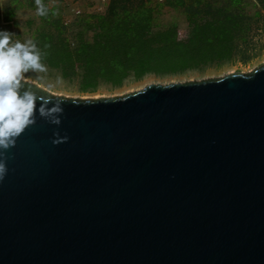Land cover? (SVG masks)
Segmentation results:
<instances>
[{"label": "water", "instance_id": "obj_1", "mask_svg": "<svg viewBox=\"0 0 264 264\" xmlns=\"http://www.w3.org/2000/svg\"><path fill=\"white\" fill-rule=\"evenodd\" d=\"M32 91L33 123L0 148V264H264V66L114 98Z\"/></svg>", "mask_w": 264, "mask_h": 264}, {"label": "trees", "instance_id": "obj_2", "mask_svg": "<svg viewBox=\"0 0 264 264\" xmlns=\"http://www.w3.org/2000/svg\"><path fill=\"white\" fill-rule=\"evenodd\" d=\"M41 3L47 7L46 0ZM165 5L185 16V29L161 25L159 5L148 0H109L102 13H83L70 24L55 6L47 7L46 16L37 15L34 29L32 20L25 26L46 68L77 80L79 91L89 93L100 86L121 88L148 75L229 64L252 34L264 38V0H166ZM0 8L3 22L16 28L13 40L26 41L15 17L20 9L36 10V0H6ZM0 28L12 32L9 24Z\"/></svg>", "mask_w": 264, "mask_h": 264}, {"label": "rangeland", "instance_id": "obj_3", "mask_svg": "<svg viewBox=\"0 0 264 264\" xmlns=\"http://www.w3.org/2000/svg\"><path fill=\"white\" fill-rule=\"evenodd\" d=\"M6 0H0V6ZM109 0H46L48 8L55 6L59 17L65 24H70L77 16L83 13H102L105 5ZM153 6H158V22L161 25L170 23L178 24L179 28H186L185 16L178 10L165 5L166 0H148ZM246 11H253V8L248 7ZM2 8H0V13ZM2 15V14H0ZM19 24L17 31L24 35L26 40H29V28L25 26L28 20H32L34 29L38 24V16L36 10L27 8L20 9L15 17ZM0 24H9L11 33H14L16 28L12 22L5 23L3 18H0ZM264 66V38L261 33L252 34L248 45H242L238 56L233 62L221 66H213L205 69L188 70L183 74L155 76L148 75L139 81H127L121 88L110 89L107 86H100L94 92H80L77 80L69 81L62 78L54 70L47 69L46 73L29 70L23 75L27 81L34 83L43 90L62 92L71 95L86 97V98H114L125 96L138 89L149 85H169L187 82H199L202 80L218 79L230 74L245 73L259 67ZM59 80V82H57ZM51 85V87H49Z\"/></svg>", "mask_w": 264, "mask_h": 264}, {"label": "clouds", "instance_id": "obj_4", "mask_svg": "<svg viewBox=\"0 0 264 264\" xmlns=\"http://www.w3.org/2000/svg\"><path fill=\"white\" fill-rule=\"evenodd\" d=\"M36 13L38 16L48 14L47 7L36 0ZM15 34L7 29L0 28V148H7L24 130L33 123L34 113L37 111L38 96L32 91L34 83L28 85V90L20 93L22 84L27 83L23 75L29 70L47 72L46 66L41 62L42 53L37 44L29 39L21 42L13 40ZM59 82V80L57 81ZM51 87V85H49ZM41 116H53L62 111L59 104H53L50 110L41 106ZM59 124V118H54ZM5 165L0 162V180L5 173Z\"/></svg>", "mask_w": 264, "mask_h": 264}]
</instances>
